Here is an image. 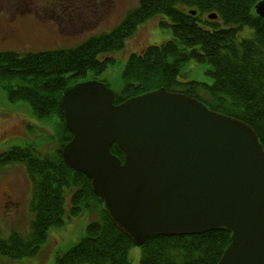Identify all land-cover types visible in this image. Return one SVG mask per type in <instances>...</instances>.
Instances as JSON below:
<instances>
[{
  "label": "trees",
  "instance_id": "trees-1",
  "mask_svg": "<svg viewBox=\"0 0 264 264\" xmlns=\"http://www.w3.org/2000/svg\"><path fill=\"white\" fill-rule=\"evenodd\" d=\"M260 1L140 0L110 33L90 37L74 48L24 54L1 51L0 87L10 102L27 104L35 118L51 125L58 145L52 152L30 145L0 153V173L15 164L25 169L33 216L27 235L11 232L4 237L0 232V256L33 258L51 229L64 227L86 211H99V219L88 225L75 246L57 256V264H131L132 241L114 226L102 199L92 192L91 180L63 161L59 147L73 135L58 103L72 85L89 81L88 76L97 80L115 63L110 55L123 51L137 29L156 16L163 17L160 24L171 29L172 38L129 57L118 104L160 88L186 94L249 125L264 148V20L255 13ZM210 14L217 20H209ZM247 29L249 36L241 37ZM191 61L208 67L209 82L179 81L182 68ZM111 153L124 160L117 145ZM230 239L225 230L153 236L140 247L141 264H218Z\"/></svg>",
  "mask_w": 264,
  "mask_h": 264
},
{
  "label": "water",
  "instance_id": "water-1",
  "mask_svg": "<svg viewBox=\"0 0 264 264\" xmlns=\"http://www.w3.org/2000/svg\"><path fill=\"white\" fill-rule=\"evenodd\" d=\"M255 12L264 20V0ZM58 104L73 135L59 147L66 167L91 180L134 246L225 230L218 264H264V148L249 125L163 88L118 104L97 80L67 88Z\"/></svg>",
  "mask_w": 264,
  "mask_h": 264
},
{
  "label": "rangeland",
  "instance_id": "rangeland-1",
  "mask_svg": "<svg viewBox=\"0 0 264 264\" xmlns=\"http://www.w3.org/2000/svg\"><path fill=\"white\" fill-rule=\"evenodd\" d=\"M140 0H0V6L14 11L21 7L31 9L23 18L18 12L0 16V52L20 54L49 50H66L82 44L90 37L110 33L136 8ZM161 16L141 25L126 42L125 49L110 55L115 59L105 72L97 77L116 93L123 88L122 74L129 57L140 55L152 46H160L172 38V31L161 26ZM14 19L13 22H10ZM7 26V27H6ZM9 32L3 40L2 31ZM245 30L241 37H248ZM4 41V42H3ZM207 66L191 61L182 68L179 81L209 82L205 76ZM88 80L93 77L88 76ZM0 87V153L13 146L33 145L40 152H52L57 147L51 125L35 118L27 104L12 103ZM26 106V107H25ZM29 109V110H28ZM31 127L32 129H30ZM31 185L22 165H10L0 173V232L8 237L11 232L27 235L33 216L29 209ZM99 211H86L82 216L67 221L65 226L49 231L48 240L33 258L9 260L0 256V264H57V256L75 246L87 232L90 223L99 219ZM142 250L132 246L129 251L131 264H141Z\"/></svg>",
  "mask_w": 264,
  "mask_h": 264
},
{
  "label": "flooded vegetation",
  "instance_id": "flooded-vegetation-1",
  "mask_svg": "<svg viewBox=\"0 0 264 264\" xmlns=\"http://www.w3.org/2000/svg\"><path fill=\"white\" fill-rule=\"evenodd\" d=\"M20 8V15L23 17V18H25L27 15L28 16H30V14L32 13V8L31 9H25L24 11H22V9H21V7H19ZM19 8H15L14 9V11L12 12L11 10H9V9H6V8H4V7H2V6H0V16L1 15H4V14H8L9 12H11V13H14V12H17V13H19L18 12V9ZM14 21V19H11V21L10 22H13ZM7 27V26H6ZM2 34H3V40H7V38H8V34H9V32H6V30H4V31H2ZM4 42V41H3Z\"/></svg>",
  "mask_w": 264,
  "mask_h": 264
}]
</instances>
